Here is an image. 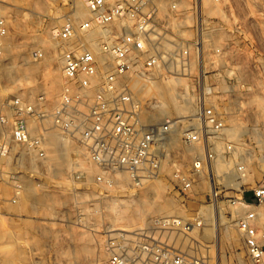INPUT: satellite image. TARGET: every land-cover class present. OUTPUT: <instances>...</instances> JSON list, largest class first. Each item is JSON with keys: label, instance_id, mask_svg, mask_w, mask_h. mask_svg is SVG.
Wrapping results in <instances>:
<instances>
[{"label": "built area", "instance_id": "built-area-1", "mask_svg": "<svg viewBox=\"0 0 264 264\" xmlns=\"http://www.w3.org/2000/svg\"><path fill=\"white\" fill-rule=\"evenodd\" d=\"M82 1L86 16L52 30L65 41L54 107L41 106L42 94L6 102L12 115L1 134L0 181L11 184V201L25 184L62 175L108 191H161L169 208L142 224L91 226L112 235L107 264H216L211 247L226 223L240 232L247 257L264 262V181L247 179L228 130L232 110L207 80L203 0ZM8 30L0 7V45ZM171 80L183 103L162 113L155 86ZM51 137L61 147L48 160ZM2 156L10 158L6 176Z\"/></svg>", "mask_w": 264, "mask_h": 264}, {"label": "rangeland", "instance_id": "rangeland-1", "mask_svg": "<svg viewBox=\"0 0 264 264\" xmlns=\"http://www.w3.org/2000/svg\"><path fill=\"white\" fill-rule=\"evenodd\" d=\"M169 1L163 0V6ZM181 2L188 4L179 0L178 5ZM203 3L207 80L215 86L213 96L232 110L231 136L236 153L244 158L247 179L264 181V0ZM0 7L9 28L0 45V111L8 121L0 123L1 140L12 115L6 107L12 95L35 102L42 94L41 106L54 107L65 41L53 36L52 30L65 18L86 16L88 11L82 0H0ZM49 78L55 82L51 89ZM161 91L166 100L172 99L167 84ZM46 145L52 160L60 146L53 138ZM8 159L1 157L4 176L10 170ZM46 184H25L12 202L11 184L0 181V264H107L112 235L92 230V225L132 228L142 224L149 212L169 208L161 191L147 198L142 189L108 191L98 184L73 183L66 175ZM104 193L115 197L97 199ZM258 213V221L264 222V205ZM222 229L216 264H256L247 257L235 225L226 223Z\"/></svg>", "mask_w": 264, "mask_h": 264}, {"label": "bare ground", "instance_id": "bare-ground-1", "mask_svg": "<svg viewBox=\"0 0 264 264\" xmlns=\"http://www.w3.org/2000/svg\"><path fill=\"white\" fill-rule=\"evenodd\" d=\"M161 4L163 3V0H158ZM182 4L181 5H183L184 3L183 2H181ZM54 80H53V78H49V83H48V87L51 89L53 86H54ZM172 83H173V80H171V81H167V82H165V83H162V84H158V86H155V87H157L158 89H157V92L156 93H154V94H156V102H157V104H158V107H159V112H165L166 110H167V108L168 107H175L174 109H175V111H179L180 110V108H181V106H180V104L181 103H183L182 101H181V97H180V94H179V91H178V88H176L175 90H174V88H173V85H172ZM164 84H167V86H168V88H170V89H172V99H170V101H168V100H166L165 99V97L162 95V91H161V89H162V87H163V85ZM175 87V86H174ZM168 101V102H167ZM43 107V106H42ZM47 108V107H46ZM236 127V126H235ZM228 130H229V132L230 133H232L233 134V130L231 129V126H229V128H228ZM235 130V129H234ZM51 138H53V137H51ZM54 139V138H53ZM56 140V142H57V144H59V146L61 147V142L60 141H58L57 139H55ZM57 148V147H56ZM235 148V147H234ZM59 152L60 151H58L57 149H56V154H55V157L57 156H59ZM235 152H236V149H235ZM238 154V153H237ZM242 159H244L242 156H241V161H242ZM19 159H17V161H18ZM49 171V170H48ZM50 172V171H49ZM117 184H121L120 182H118ZM158 192H153V191H150L149 193H146L147 194V198H150V196H152V194H154V195H156ZM108 198H114L115 197V195H112V194H110V195H108L107 196ZM106 197V198H107ZM161 200H165V195H163L162 194V198H161ZM218 246V235H217V238L215 239V241H214V245H213V247H211V249H214L216 252H217V247Z\"/></svg>", "mask_w": 264, "mask_h": 264}]
</instances>
